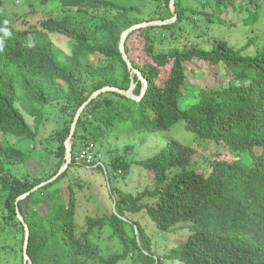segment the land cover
Returning a JSON list of instances; mask_svg holds the SVG:
<instances>
[{
    "label": "trees",
    "instance_id": "16d2710c",
    "mask_svg": "<svg viewBox=\"0 0 264 264\" xmlns=\"http://www.w3.org/2000/svg\"><path fill=\"white\" fill-rule=\"evenodd\" d=\"M152 1L157 9L145 19L136 5L56 0L55 11L70 12L28 29L15 28L0 10V135L5 138L0 140V251L6 252L7 260L0 259V264H24L25 228L18 212L30 229L28 254L33 264H119L134 254L140 264H164L142 225L127 217L144 211L163 233L188 228L187 241L174 248L168 259L184 264H264V50L248 53L250 41L241 48L222 39L211 48L193 43L191 37H206L192 32L200 16L215 22L212 15L183 0H176L174 23L136 31L126 40L129 60L148 81L144 97L135 101L108 92L90 103L76 127L68 170L17 205L20 197L52 179L65 164V142L76 114L93 93L107 87L129 90L134 79V95H141L143 83L124 61L120 41L133 26L174 18L171 0ZM233 1L218 0L216 6L228 7ZM248 1L258 6L255 0ZM75 11L89 15L78 22ZM137 35L145 39V55L140 57L132 45ZM54 36L68 39V52ZM157 43L166 49L159 50ZM198 63L223 68L229 83L193 88L190 66ZM187 92L193 93L191 104L186 103ZM53 105L66 117L53 132L52 148L38 143L32 149L16 146L28 139L37 141L47 108ZM26 117L34 120V128ZM180 122L198 139L225 146L229 157L217 154L208 174L189 163L186 145L170 139L154 160L130 162L118 156L110 162L106 157L99 164H86H98L102 172L108 166L130 171L134 164H143L154 172L155 181L136 195L120 193L116 214L89 218L85 231L78 234L76 187L70 184L65 192L59 185L79 165L76 154L81 147L92 139L105 143L116 138L117 127L123 124L131 125V132L157 133ZM38 145L42 151L51 150L56 159L53 167H46L51 160L36 155ZM31 161L42 164L36 175L26 171ZM150 199L155 203L146 202ZM108 224L123 251L103 256L89 235Z\"/></svg>",
    "mask_w": 264,
    "mask_h": 264
},
{
    "label": "rangeland",
    "instance_id": "374dc122",
    "mask_svg": "<svg viewBox=\"0 0 264 264\" xmlns=\"http://www.w3.org/2000/svg\"><path fill=\"white\" fill-rule=\"evenodd\" d=\"M56 0H1V12L7 17L8 21L17 29H28L31 27L40 28L41 23L50 17L62 18L64 12H70V9L54 10L52 8ZM120 5H136L143 11L142 17L150 19L151 14L156 11L155 1L152 0H112ZM190 6L199 9L200 12H205L212 15L215 23L207 21L200 16L199 25L192 29L193 33H205L206 37L197 39L191 37V41L206 48H211L214 43L221 40L226 41L229 45L241 48L249 41L252 42V47L248 53H253L257 49L264 50V0H255L258 6L251 5L248 0H235L228 7L220 8L217 5L218 0H183ZM228 2L229 0H225ZM260 14H259V13ZM75 11L73 16L77 21H84L88 15L84 12ZM258 18V19H256ZM222 21V23L220 22ZM203 34V35H205ZM53 40L58 46L68 52V39L63 36H54ZM144 38L137 35L133 40V47L136 50V56L140 57L144 54ZM159 50H165V44H156ZM193 73L190 75L189 84L193 88L213 89L219 88L224 84L229 83V75L219 66L204 65L201 63L190 66ZM203 70L206 72L203 74ZM186 103L191 104L193 93L187 92ZM186 107V106H183ZM65 114H60L57 106H49L47 108V121L40 130V136L37 141L30 139L20 141L16 146L25 149H32L36 143L47 145L52 148L50 139L53 132L60 128V123L64 122ZM34 128L35 122L32 118L26 117ZM132 127L123 124L117 127V136L111 139L88 141L86 147H89L95 154L97 162L108 159V162L115 157L122 156L127 161L147 162L161 156L167 147V142L170 139H176L186 145L187 157L189 163L199 171H206L208 174L211 171L210 163L213 158L220 154L227 155L229 152L223 145H216L208 141L198 139L194 134L185 129L184 123L180 122L170 130L149 133L147 131L131 132ZM99 138V136H97ZM0 140L5 142V138L0 135ZM42 142V143H41ZM103 143V144H100ZM84 148V147H81ZM50 151H42L38 145L36 150L37 156H42L46 161L51 160L52 163L46 165L51 168L55 165L56 159L52 158ZM101 152V154H100ZM77 162V161H76ZM79 165L72 167L68 176L62 181L61 188L67 192L68 186L76 187L78 198V210L76 216V226L78 234H81L86 229V222L89 218H98L103 216H111L116 214V198L120 193L138 194L146 188L152 187L155 181L154 172L144 167L143 164L133 165L130 171H123L108 166V170L100 171L96 167L85 166L77 162ZM112 165V164H110ZM42 164L38 161H31L26 171H30L36 175L40 172ZM25 171V170H24ZM110 178V184L108 181ZM77 184L82 187H78ZM112 188L115 193H112ZM1 195V194H0ZM149 204L155 203L154 199L146 201ZM2 200L0 196V207ZM22 216V215H21ZM130 220L139 222L145 229L148 237L153 244V252L163 261L164 264H184L181 261L171 260L166 258L169 253L177 246L184 244L190 232L188 228L172 230L169 233H163L158 230L156 224L148 217L147 213L128 214ZM3 224V219L0 213V230ZM89 239L98 244L102 249L103 256L118 254L123 251V244L116 235L113 234V228L110 224L103 229H95L89 235ZM1 241V240H0ZM2 243V242H1ZM0 243V246H1ZM7 243H3L6 245ZM6 252L0 251L1 261H6ZM20 256V252H19ZM135 254L121 261L119 264H140L137 258H133ZM156 257V258H157ZM136 260V261H135ZM13 259L11 260V262Z\"/></svg>",
    "mask_w": 264,
    "mask_h": 264
},
{
    "label": "water",
    "instance_id": "95a60500",
    "mask_svg": "<svg viewBox=\"0 0 264 264\" xmlns=\"http://www.w3.org/2000/svg\"><path fill=\"white\" fill-rule=\"evenodd\" d=\"M170 8H171V12L174 15V18L172 20L144 22L142 24H138V25L133 26L132 28L128 29L121 36L120 52L123 56L124 61L127 63L129 69L133 73L137 74L139 80L143 83V89H142L141 95L139 97L134 95V90L137 86L134 82V79H132L131 88L129 90H121L119 88L107 87V88H104L100 91L93 93L90 96V98L88 99V101L80 108V110L76 114L74 123H73L72 128H71L70 136L68 137V139L65 142V147H66L65 164L62 166V168L57 173V175L54 176L52 179L40 184L39 186L35 187L30 192H28L25 195H23L22 197H20L17 200V205L20 201L26 199L33 192H35V191L39 190L40 188L56 181L62 174H64L68 170L69 166L73 163V139L75 136L76 127H77L78 121H79L83 111L90 105V103H92L95 99H97L101 94L108 93V92L117 93V94H120V95L127 97L129 99L135 100V101H140L144 97V95L146 94L147 89H148V81L143 77V75L138 70H136L134 68L131 61L129 60L128 55L125 51L126 40L132 33L136 32V31L174 23L177 19L176 0H171ZM18 218L24 224V228H25V243H24V248H23L24 264H33L32 259L30 258L29 254H28V246H29V240H30V229H29L28 225L25 223L24 218L19 214V212H18Z\"/></svg>",
    "mask_w": 264,
    "mask_h": 264
},
{
    "label": "built area",
    "instance_id": "2783aa9c",
    "mask_svg": "<svg viewBox=\"0 0 264 264\" xmlns=\"http://www.w3.org/2000/svg\"><path fill=\"white\" fill-rule=\"evenodd\" d=\"M76 161L82 163V165H90L97 162L95 154L91 151L89 147L82 148L76 154Z\"/></svg>",
    "mask_w": 264,
    "mask_h": 264
},
{
    "label": "clouds",
    "instance_id": "9594fccd",
    "mask_svg": "<svg viewBox=\"0 0 264 264\" xmlns=\"http://www.w3.org/2000/svg\"><path fill=\"white\" fill-rule=\"evenodd\" d=\"M100 156H101V155H100ZM101 160H102V156H101ZM101 162H102V161H99V162H97V163L99 164V163H101ZM98 164H97V165H98ZM97 165H96V166H97ZM96 166H95V167H96Z\"/></svg>",
    "mask_w": 264,
    "mask_h": 264
}]
</instances>
